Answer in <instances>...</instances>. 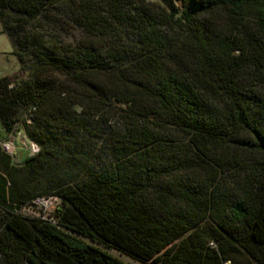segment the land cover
<instances>
[{
    "label": "trees",
    "instance_id": "trees-1",
    "mask_svg": "<svg viewBox=\"0 0 264 264\" xmlns=\"http://www.w3.org/2000/svg\"><path fill=\"white\" fill-rule=\"evenodd\" d=\"M0 25L26 74L1 139L40 148L0 149V264H264V0H0Z\"/></svg>",
    "mask_w": 264,
    "mask_h": 264
},
{
    "label": "rangeland",
    "instance_id": "rangeland-1",
    "mask_svg": "<svg viewBox=\"0 0 264 264\" xmlns=\"http://www.w3.org/2000/svg\"><path fill=\"white\" fill-rule=\"evenodd\" d=\"M155 2V0H147ZM0 25V74L2 76H8L10 80L14 78L24 79L26 77L25 73L20 72L18 64L16 62L15 57L12 55V47L11 44L5 34L1 31ZM16 76V77H14ZM117 120V123L120 122V119ZM116 128L118 127L117 124L114 125ZM3 133L0 132V139L2 138ZM97 150L103 151V145H97ZM103 153V152H102ZM22 159V154L20 151L17 152V156L15 157V161L19 162ZM59 205V201H48L46 202L43 208H29L26 209L25 212L29 216H43V217H52L56 207ZM41 211V212H40Z\"/></svg>",
    "mask_w": 264,
    "mask_h": 264
},
{
    "label": "built area",
    "instance_id": "built-area-1",
    "mask_svg": "<svg viewBox=\"0 0 264 264\" xmlns=\"http://www.w3.org/2000/svg\"><path fill=\"white\" fill-rule=\"evenodd\" d=\"M2 78V75L0 74V79ZM26 123H30L29 119H25ZM0 149L1 151L11 157L14 162L15 157L17 156V152L20 151L22 154V157L24 156H33L37 154L40 150L39 146L30 141L23 130H12L11 132H8L4 135V138L0 140ZM57 201L56 198H36L32 201V207L35 208H43L48 201ZM58 207V206H57Z\"/></svg>",
    "mask_w": 264,
    "mask_h": 264
},
{
    "label": "crops",
    "instance_id": "crops-1",
    "mask_svg": "<svg viewBox=\"0 0 264 264\" xmlns=\"http://www.w3.org/2000/svg\"><path fill=\"white\" fill-rule=\"evenodd\" d=\"M2 77H5V76H2ZM7 78H9L8 76H6ZM14 77H16V76H14Z\"/></svg>",
    "mask_w": 264,
    "mask_h": 264
},
{
    "label": "water",
    "instance_id": "water-1",
    "mask_svg": "<svg viewBox=\"0 0 264 264\" xmlns=\"http://www.w3.org/2000/svg\"><path fill=\"white\" fill-rule=\"evenodd\" d=\"M178 5H179V3H178Z\"/></svg>",
    "mask_w": 264,
    "mask_h": 264
}]
</instances>
